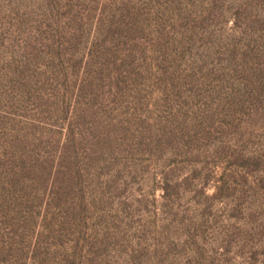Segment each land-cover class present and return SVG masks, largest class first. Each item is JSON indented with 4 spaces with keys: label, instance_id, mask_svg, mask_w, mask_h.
Segmentation results:
<instances>
[{
    "label": "rangeland",
    "instance_id": "rangeland-1",
    "mask_svg": "<svg viewBox=\"0 0 264 264\" xmlns=\"http://www.w3.org/2000/svg\"><path fill=\"white\" fill-rule=\"evenodd\" d=\"M0 264H264V0H0Z\"/></svg>",
    "mask_w": 264,
    "mask_h": 264
}]
</instances>
